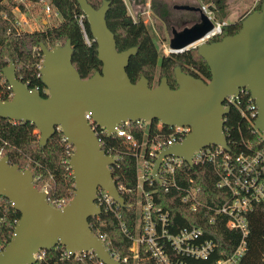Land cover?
<instances>
[{
    "label": "water",
    "instance_id": "1",
    "mask_svg": "<svg viewBox=\"0 0 264 264\" xmlns=\"http://www.w3.org/2000/svg\"><path fill=\"white\" fill-rule=\"evenodd\" d=\"M97 42L102 70L82 78L73 63L71 39L64 44L41 43V79L47 96L30 88L18 78L16 63L3 68L13 90L11 99L0 98V118L29 121L36 125L39 143L45 146L58 128L74 151L69 163L75 179L72 200L63 209L48 202V194L34 182V172L0 158V196L9 199L20 213L12 239L0 251V264H31L39 249L64 245L72 254L93 250L105 264H121L92 229L90 218L100 216L103 208L96 202L100 188L120 205L125 204L112 167L117 158L103 145L85 114L91 112L99 126L113 135L122 122L159 120L167 126L190 125L192 131L182 142L163 148L154 164L153 175L168 155L182 157L193 165L195 151L210 145L229 150L225 117L231 108L224 106L227 95H238L246 87L258 105L255 127L264 133V0L261 8L250 12L242 28L220 40H205L215 22L200 6L180 8L197 10L201 21L175 32L171 52L197 47L207 61L208 80L175 68L177 87L167 77L151 86L142 76L133 82L127 72L130 58L138 46L118 50L114 32L107 22L110 2L95 8L88 0H77Z\"/></svg>",
    "mask_w": 264,
    "mask_h": 264
},
{
    "label": "trees",
    "instance_id": "2",
    "mask_svg": "<svg viewBox=\"0 0 264 264\" xmlns=\"http://www.w3.org/2000/svg\"><path fill=\"white\" fill-rule=\"evenodd\" d=\"M44 0H0V98L3 100L12 98V88L3 75V68L14 61L19 79L32 89H38L43 96H47L46 87L41 79V66L43 53L41 43L48 46L64 44L71 39L73 63L82 78L91 77L97 71L102 70V61L98 55L97 42L88 44L79 21V15L83 11L77 0H48V2L61 14L63 20L53 27L38 31H25L18 33L16 29V15L14 8L26 9L28 2L40 4ZM95 8H99L105 0H88ZM110 2L107 12V22L114 32L117 48L122 51L132 46H138V51L130 58L127 72L133 82H137L143 75L154 86L156 69L159 65L160 80L168 78L172 88L177 87L175 68L181 66L184 72L196 77L208 80L211 78V70L207 61L200 55L198 48L193 47L178 53L164 55L160 60L158 46L153 35L142 20H135L129 14L125 0H108ZM135 4L144 3L145 0H132ZM260 0L254 10L261 8ZM210 4L215 13L216 20L223 22L227 17L228 0H201ZM151 7L163 19L169 14V6L162 0H152ZM253 10V11H254ZM245 17V16H244ZM244 17L233 23L223 26L221 35L213 40H220L225 35L237 33L242 28ZM84 25L88 35L93 38L87 18ZM160 82V81H159ZM250 99V94L241 97L242 106ZM159 120L151 122L152 131L155 132ZM36 125L29 121H15L0 118V150L4 156H8L12 164H18L20 169H30L34 172L35 185L41 189L48 181L50 185V197L73 198L75 192V179L69 163L65 162L71 157L74 147L64 140L62 130L49 139L45 146L39 143V134L35 132ZM168 129V127H164ZM143 128L135 127L136 136L143 137ZM225 131L228 137L229 152L233 155L241 151H248L249 146L260 147L261 135L256 131L254 121L245 117L240 107L232 106L226 117ZM102 145L107 153L116 156L117 161L112 167L113 175L121 188L125 198V205H119L120 217L109 208L103 206V212L98 217H91V227L97 235L105 234L110 251L121 259L128 257V264H133L131 247L132 239L121 228L124 222L128 230L136 232L137 212L135 207L129 204L138 198L136 192L138 186L137 159L130 152L128 143L118 135L102 136ZM195 177L201 184L203 191L200 199L205 205L221 206L229 197V191L216 186L217 177L210 166L202 167L183 166L182 177L179 182L185 184V174ZM147 189L151 187L146 184ZM130 189V190H129ZM184 192L177 189L165 191L160 188L156 196V204L169 210L171 213L170 231L177 233L185 226L202 228L204 238L212 239L217 243L216 251L208 259H197L182 256L187 264H213L221 258L228 257L237 250L242 241L243 234L239 229H229L226 226L227 217L217 214L214 222L211 221V213L207 207H200L196 212H191L187 203L183 201ZM0 251L13 237L15 225L20 218V213L4 197L0 199ZM249 233L246 236V252L236 264H264V201L256 203L254 208L247 213ZM65 249L63 245H57L49 252V258L59 260L60 264H68L71 260H61V253ZM171 252V249H168ZM95 261V257L92 258ZM138 261L141 264H158L150 257V253L142 244ZM75 264L78 262L75 261Z\"/></svg>",
    "mask_w": 264,
    "mask_h": 264
},
{
    "label": "built area",
    "instance_id": "3",
    "mask_svg": "<svg viewBox=\"0 0 264 264\" xmlns=\"http://www.w3.org/2000/svg\"><path fill=\"white\" fill-rule=\"evenodd\" d=\"M44 6L46 12L51 13L54 11L57 16L60 14L50 3H44ZM202 9L215 22L214 28L205 39L213 40L216 36L222 34L223 26L227 22H220L215 19L210 4H204ZM84 18H86L84 13L79 15L85 40L90 45L95 39L88 35L84 25ZM22 22L26 23V18L23 21L16 20L15 26L19 34L22 33L20 28ZM247 94H250V99L245 106H242L241 97ZM234 105L240 107L242 114L249 120L254 121L255 125L258 117V105L246 87H241L238 95H227L224 106L231 108ZM85 116L102 143V136L104 134L108 135L106 128L97 124L91 112H86ZM151 122L128 120L118 124L113 134L125 139L130 152L137 159L138 186L136 192L138 198L135 202L130 203L129 207H135L137 216L139 215L141 218V224L138 229L136 226V232L132 233L128 230L124 222L121 223L122 230L133 241L132 247L130 248L133 253V258L135 260L139 259L140 246L142 244L150 253V257L154 258L158 264H187L181 258L182 256L208 259L217 249V243L214 240L204 238L202 228L185 226L180 228L177 233L170 231V211L156 204L157 193L160 188H163L165 191H170L171 189L183 191V201L188 204L191 212H196L200 207L206 206L211 213L212 222L215 221L217 214H223L227 217V228L241 230L243 234L242 241L234 254L218 259L213 264L238 263L241 256L246 252V236L249 233L247 213L254 208L256 203L264 201V137L261 136L259 139L261 143L260 147L249 146L248 151H241L236 155H233L228 149L222 146L210 145L194 152L192 156L193 165H190L182 157L168 155L163 159L159 170L154 176V164L160 151L167 146L182 142L192 131V127L190 125L167 126L159 121L156 131L153 132ZM136 126L144 129L142 139L136 136ZM164 127H168V129L165 130ZM255 129L259 132L256 127ZM58 130L61 129L58 128ZM64 140H66L65 136ZM3 156V151L0 150V158ZM69 160L70 158L65 160V162L69 163ZM185 165L190 167H194L195 165L196 167L210 166L213 174L217 177L216 186L228 190L230 197L221 206L205 205L200 199L203 188L195 177L190 176L187 171L183 170L185 184L179 182V177L183 176L181 170ZM69 168H71L70 163ZM146 184L151 189H147L145 187ZM118 188L121 192L122 187L118 186ZM49 189V183H44L41 190H44L48 194V202L55 208L63 209L72 200V198L69 199L67 197H50ZM1 197L4 196H0V199ZM7 200L13 205L9 199ZM96 202L102 208L105 206L120 217V212L118 211L120 204L106 190L99 189ZM98 236L105 241L108 247L106 235L100 234ZM52 249H39L34 254V262L31 264H60L59 260H51L49 258V252ZM168 249H171V252ZM93 257H95V261L92 260ZM115 257L120 260L121 264H128V257L123 259L118 256ZM60 259L71 260L68 264H75V261L78 262L77 264H105L96 257L93 250L72 254L65 247Z\"/></svg>",
    "mask_w": 264,
    "mask_h": 264
},
{
    "label": "rangeland",
    "instance_id": "4",
    "mask_svg": "<svg viewBox=\"0 0 264 264\" xmlns=\"http://www.w3.org/2000/svg\"><path fill=\"white\" fill-rule=\"evenodd\" d=\"M125 1L127 3L129 14H131L135 20H142L148 27L150 33L153 35L155 43L159 49L160 60L162 56L172 53L170 52V40L174 36L175 32L182 31L185 27H190L201 21L199 11L183 9L180 8V6L189 4L200 6L202 8L205 4L202 3L201 0H162L167 3L170 10L169 16L166 19H163L155 10L152 9V0H145L144 3L139 4H135L132 0ZM259 2L260 0H228V6L231 10L226 19L229 23L242 19L244 16L252 12ZM44 3L49 2L48 0H44L40 4L28 2L25 10H21L18 7L14 8V12L18 20L23 21L25 18L27 20L26 23L22 22V24H20L22 32L44 30L58 25L63 20L61 14L57 16L54 11L51 13L46 12ZM237 14H239V16ZM159 81L160 68L158 65L156 69V76L154 78V86L157 85ZM35 132L39 134L37 128ZM259 134L264 137V133L262 131H259ZM45 183H48V181ZM43 186L44 184L42 185V188ZM140 224L141 218L138 215L136 217L137 229L140 227ZM133 264L141 263L136 260Z\"/></svg>",
    "mask_w": 264,
    "mask_h": 264
},
{
    "label": "crops",
    "instance_id": "5",
    "mask_svg": "<svg viewBox=\"0 0 264 264\" xmlns=\"http://www.w3.org/2000/svg\"><path fill=\"white\" fill-rule=\"evenodd\" d=\"M228 10H229V12H230V10H231V8H228ZM238 16H239V14H237ZM225 21L227 22V23H229L228 22V20L225 18ZM238 21V20H237ZM236 22V21H235Z\"/></svg>",
    "mask_w": 264,
    "mask_h": 264
}]
</instances>
